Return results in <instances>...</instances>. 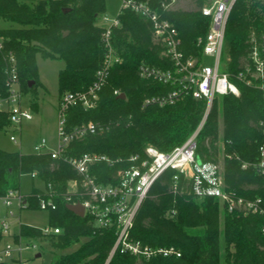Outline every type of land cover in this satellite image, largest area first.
I'll list each match as a JSON object with an SVG mask.
<instances>
[{
	"label": "trees",
	"instance_id": "obj_1",
	"mask_svg": "<svg viewBox=\"0 0 264 264\" xmlns=\"http://www.w3.org/2000/svg\"><path fill=\"white\" fill-rule=\"evenodd\" d=\"M162 1L149 0L177 27L182 50L200 57L202 46L198 39L205 37L210 28V19L201 9L211 0H191L194 9L170 11L160 8ZM105 10V0H0V18L13 24L11 28H0L3 44L0 93H7L12 58L23 93L34 92L36 86L42 85L38 56L65 63L58 75L59 101L66 93L87 91L103 66L104 29L97 22ZM120 19L121 26L115 29L113 42L122 60L111 68L96 106L75 105L66 114L68 130L89 122L99 124L100 128L71 142L57 159L50 153L0 148V198L10 191L22 193V177L35 172L36 177L31 176L32 188L24 198L26 209L40 210V197L52 183L57 208L48 211L49 224L59 227L61 232L47 238L57 251L51 264H264L262 216L230 212L216 198L194 196L191 183L183 176L175 190L173 169L166 170L156 180L142 201L131 237L152 247L174 246L181 252L180 256L156 255L145 259L118 249L109 258L117 238L115 228L96 227L88 214L79 216L67 208V195L73 196L72 201L77 200V195L69 192V182L75 180L80 185L81 176L66 157L98 153L114 159L112 165L100 162L90 168L99 183L108 184L120 168L131 165L128 160L131 156L144 157L147 147L169 152L182 145L206 115L208 100L191 95L172 104H145L147 97L165 94L172 86L142 78L140 65L167 67L169 64L161 56V46L154 40L149 21L132 11L125 12ZM263 35L264 0H237L226 24L222 70L239 87L240 94L215 96L197 139V158L218 162L223 155L228 190L245 198L264 196V175L253 165L259 159V147L264 141L259 126L264 121V92L246 84L238 75L246 73V65L251 62L252 38L261 46ZM122 93L125 98L119 97ZM32 106L36 108L37 102ZM8 117L7 111L0 110V130L10 127ZM245 162L249 166L243 167ZM35 180L43 187L37 186ZM19 233L39 236L41 230L21 223ZM82 238L86 240L77 249L63 252ZM3 239L0 231V242Z\"/></svg>",
	"mask_w": 264,
	"mask_h": 264
},
{
	"label": "built area",
	"instance_id": "obj_2",
	"mask_svg": "<svg viewBox=\"0 0 264 264\" xmlns=\"http://www.w3.org/2000/svg\"><path fill=\"white\" fill-rule=\"evenodd\" d=\"M120 6L115 18L110 20L105 15L101 17L100 26L104 29L102 42L104 45L103 66L97 71L96 80L87 91L66 93L59 101L58 106V143L56 148L49 146L46 138H40L34 145L33 153H50L52 158H61L68 146L74 140L81 138L86 133H95L99 124L89 122L67 129L66 114L70 107L82 105L84 108H93L99 99V92L106 84L111 68L115 63L122 60L118 48L113 42L114 31L121 26V15L132 11L149 21L153 30L155 42L161 46V56L169 64L160 67L150 64H141L139 75L148 80L168 84L172 89L165 94L147 97L145 104L158 103L160 105L175 103L183 96L191 95L195 98H206L208 100L206 115L194 133L180 146L172 151L163 152L153 146L145 150V156L133 155L128 160L131 165L120 168L112 182L102 184L91 174L90 168L96 163L106 162L110 165L116 161L107 155L98 153H86L79 158L66 157L68 161L81 176V184L70 181L69 192L77 195L73 200L71 194L67 195L69 204L82 203L85 214H88L99 228H115L116 242L110 252L109 258L120 249L121 252L130 253L138 257L150 259L156 255L180 256L181 252L174 246L152 247L143 244L131 237L137 211L142 201L147 197L156 180L168 169L175 170L173 175L174 188L176 190L180 177L191 183L192 193L199 198L213 197L218 199L230 212L244 214L253 213L262 216L264 220V196L245 198L232 190H228L222 161H201L197 158L198 134L205 124L207 114L211 108L216 95L233 93L240 94L239 87L229 79L228 73L222 70V53L224 49L226 24L229 14L237 0H211L201 11L209 17L210 28L205 37L198 39L202 46L201 56L187 55L181 48V37L174 23L152 6L149 0H119ZM178 0H163L160 8L164 11L176 9ZM3 47L0 40V49ZM264 35L263 45L260 46L256 38H252L251 50L249 52L250 63L246 65V73L240 72L238 78L250 86H256L264 92ZM209 55L214 58L213 64L205 63L203 56ZM12 67L8 70L7 93H0V110L9 114L10 127L15 131L21 130L24 121L34 118L32 109L24 104V93L18 78L15 59H11ZM249 73V75L247 74ZM116 94H120L118 90ZM264 135V121L259 123ZM102 129V127H101ZM15 143L18 137L15 133L10 135ZM121 161L118 159L117 161ZM250 163H243V167ZM253 165L264 175V141L259 147V159ZM36 177V173L31 174ZM55 189L49 183L45 195L40 197L39 206L42 210L50 211L57 208L54 200ZM17 200L19 209H26L27 200L23 193L10 191L0 198L2 204L11 207ZM9 217H17L14 209L8 211ZM20 228L21 217H17ZM11 220L0 217V231L4 239L0 242V264H29L25 255L27 250L37 248L33 240L47 242V238L59 234V227L51 226L40 228L39 236H21L18 232L12 233ZM264 232V223H263ZM40 253V252H38ZM37 253V254H38ZM36 254V257H37ZM42 255H40L41 257Z\"/></svg>",
	"mask_w": 264,
	"mask_h": 264
},
{
	"label": "rangeland",
	"instance_id": "obj_3",
	"mask_svg": "<svg viewBox=\"0 0 264 264\" xmlns=\"http://www.w3.org/2000/svg\"><path fill=\"white\" fill-rule=\"evenodd\" d=\"M33 3V1H29ZM106 10L101 14V17L105 15L112 20L116 17L120 1L119 0H105ZM191 0H180L177 4V8L184 10L194 9V5ZM101 17L97 22L101 24ZM12 23H9L0 18V28H11ZM205 63L213 64L214 58L206 55L203 56ZM39 68V80L42 85L36 86L34 92L24 93L23 102L28 105L34 114V118L29 121H24L21 130L15 131L14 128L9 127L4 130H0V148L7 151H21L25 153H31L34 151V145L40 138H46L49 146L56 148L58 143L57 128H58V106H59V71L64 67V61L60 59H43L38 56L37 59ZM37 102V107H33V103ZM223 131V121L221 117L220 132ZM15 133L18 137V142L15 143L10 139V135ZM223 160V155H220V161ZM39 183L38 181H36ZM41 184V183H40ZM33 185V179L31 175L26 174L22 177L21 192L27 194L30 192ZM42 186V184H41ZM74 187L69 186V189ZM12 208L15 210L17 217H21V222L37 226L39 228H45L49 225V212L47 210H29L19 209L17 207V200L14 199V204L11 207H7L2 204L0 200V217H8L11 220L12 233L18 232L19 220L15 217H9L8 211ZM223 220V219H222ZM82 238L81 241L67 249H64V253H70L77 249L80 244L85 241ZM33 245H37V248H31L25 252L29 264H51L55 258L57 251L51 247L50 242H40L39 240H33ZM224 242L222 241V257L224 256ZM40 252L41 257H36V254ZM59 254V252H58Z\"/></svg>",
	"mask_w": 264,
	"mask_h": 264
},
{
	"label": "water",
	"instance_id": "obj_4",
	"mask_svg": "<svg viewBox=\"0 0 264 264\" xmlns=\"http://www.w3.org/2000/svg\"><path fill=\"white\" fill-rule=\"evenodd\" d=\"M33 81L30 82V86H32ZM120 98H125V94L122 93L120 96ZM67 208L71 211H73L74 213H76L79 216H84L85 214V207L82 203L78 202L76 204H68ZM41 253L37 254V257H40Z\"/></svg>",
	"mask_w": 264,
	"mask_h": 264
},
{
	"label": "crops",
	"instance_id": "obj_5",
	"mask_svg": "<svg viewBox=\"0 0 264 264\" xmlns=\"http://www.w3.org/2000/svg\"><path fill=\"white\" fill-rule=\"evenodd\" d=\"M36 181H38V180H35V184H36L37 186H39V187H43V185L41 186V184H42L41 182L38 181L39 183H37ZM40 183H41V184H40Z\"/></svg>",
	"mask_w": 264,
	"mask_h": 264
}]
</instances>
